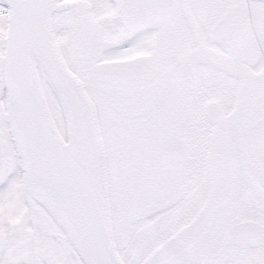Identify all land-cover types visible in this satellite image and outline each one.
I'll return each instance as SVG.
<instances>
[{
	"label": "snow or ice",
	"instance_id": "1",
	"mask_svg": "<svg viewBox=\"0 0 264 264\" xmlns=\"http://www.w3.org/2000/svg\"><path fill=\"white\" fill-rule=\"evenodd\" d=\"M0 264H264V0H0Z\"/></svg>",
	"mask_w": 264,
	"mask_h": 264
}]
</instances>
